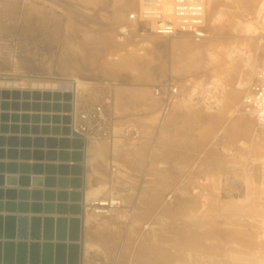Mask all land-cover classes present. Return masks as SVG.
I'll return each mask as SVG.
<instances>
[{
  "label": "rangeland",
  "instance_id": "obj_1",
  "mask_svg": "<svg viewBox=\"0 0 264 264\" xmlns=\"http://www.w3.org/2000/svg\"><path fill=\"white\" fill-rule=\"evenodd\" d=\"M97 6L15 0L0 17V264H264V129L240 107L264 62V0H206L202 61L187 75L153 53L142 29L126 42ZM185 6L158 16L171 24L195 13ZM77 22L105 34L100 62L76 51ZM67 48L75 49L69 64ZM147 55L148 81L126 78ZM159 62L163 73L154 70ZM116 85L147 87L160 103L145 120L140 110L126 117L113 108ZM173 109L221 121L203 140L194 123L197 139L183 145L192 165L177 182L157 160V148L173 147L157 143L137 176L125 177L116 157L131 169L132 155L117 156L115 139L140 146L142 124L154 136ZM244 118L255 127L227 126ZM93 143L109 151L95 168ZM152 176L167 182L158 205L132 184Z\"/></svg>",
  "mask_w": 264,
  "mask_h": 264
},
{
  "label": "bare ground",
  "instance_id": "obj_2",
  "mask_svg": "<svg viewBox=\"0 0 264 264\" xmlns=\"http://www.w3.org/2000/svg\"><path fill=\"white\" fill-rule=\"evenodd\" d=\"M185 1L187 6L188 4H191L194 8H196V11H194V14L191 13V16L189 17L187 15L182 20L173 21L171 23L172 27L170 32L169 29L163 26L164 23L160 19V16H158V13L161 11V13L165 14L166 12L170 11L174 15V13L179 10L182 5H185L179 0H67V2L74 7L84 8L85 6H93L97 4V11H107L108 15L105 16L104 14H101V17H109V19L114 24H117L116 27L120 26L118 29V34H124V39H126V42L131 43L133 42L132 40H136L137 38L135 35H137V30L141 31L142 29L144 32H146L147 39L152 42L151 47L153 48V53H155L156 56H168L169 66L173 71L180 75H187L191 74L192 72L193 74L197 73V69L201 64L203 56L202 45H200V42L203 38L200 39V37L204 36L202 33L204 30V24L202 23L204 22L203 16L204 18L206 16V0ZM187 1L190 2L187 3ZM14 4L15 0H0V17L4 16V13H8L9 10L12 11ZM190 12L191 11H189V13ZM74 30L79 34L80 39V45L76 51L84 56L88 64H92L93 60L96 59L100 62L104 53L106 52V46L109 49V44L106 41L107 38L105 37V34H103V32H97L96 34H93L92 32L94 31V28L88 27L82 22L80 24L77 22L76 25H74ZM72 51L74 53L75 49H69L64 55L65 59H68L69 61L68 64L74 60L72 59ZM148 58H150V55L137 60L133 67L129 69L132 71H130L128 73L129 75H126L125 77L132 78L134 76H140V79H144L147 82L151 77L150 67H142L141 65H146ZM126 61L127 60H125V62ZM154 70L162 71L161 73L165 71L164 66L161 65L160 62L154 67ZM117 71V69L113 71V78H116V80H118L117 78L120 77L117 75ZM262 71H264V62L258 69L254 80H251L252 83L247 89L240 106L242 109L241 113L253 118L256 126L260 129H264V120L261 119V116L251 108V106L248 104V100L251 95L252 88L255 83H257L259 75ZM150 92V89L147 87L133 89L131 87L116 85L113 87V108L116 112L126 117L131 116V112L140 110L141 115L139 116L145 120L146 117L150 116V113L147 111L153 110L160 103L154 99L152 95L153 93ZM99 112L100 111H98V113ZM100 116L102 117V115ZM139 116H136L135 122H137ZM151 118L154 117L152 116ZM242 120L243 121L234 119L229 124H227V126L229 125L230 129H233L234 125L238 126L240 125L238 123H243L246 125L245 127H248V129H251L250 127L252 126L255 127V125L252 123L253 121L246 118ZM220 121L221 119L211 117L199 118V114L193 115L191 113H183L181 110L173 109L169 113L167 124L162 126L160 132L155 133L154 136L151 135L153 132V126H151L150 123L144 125L142 124L141 129L143 132L145 131L143 133L145 140L140 146L130 149L129 146L125 147L123 144H121L120 139L117 138L118 140L115 139L113 142V150L114 152L116 151L117 156L118 154L123 155V153L132 155L133 165L131 169L127 167L129 165V161L121 160L119 156L116 157L117 160H120L121 162H124L125 165H127L124 168H127L128 171L124 172V174L125 177L131 178L130 176H137L136 166L142 167L144 165L145 154L152 148V144L157 143L160 145V147L171 146L173 148L170 149L157 148V152L159 154L157 155V160L167 161L170 171L166 175L167 177L171 178L173 182H177V180L184 176V173L192 165L193 158L190 154H187L188 152L183 145L186 147H192V140L195 137L192 131L194 128V123H197V125L200 126L199 128H201L198 131L199 134H197L198 139L203 140L207 139V137L211 135V132L220 123ZM187 143L190 145H187ZM93 144L91 147V155L88 160L89 162L94 163L92 165L93 168H95V162L99 161L98 163L101 164L108 160L109 151L107 146L104 144ZM120 170L121 169L119 167L118 171ZM189 174L191 175V173ZM121 176L123 175L120 174V177ZM160 179L161 178L159 177H153L146 181L145 185H143L144 182L139 184L140 182L132 179V184L134 182V186L137 185L138 187L142 185L141 188L138 189L140 191L141 199L144 203L155 205L160 203V196H162V191L166 186L165 184H167V182L161 183ZM165 189H167V187H165Z\"/></svg>",
  "mask_w": 264,
  "mask_h": 264
},
{
  "label": "built area",
  "instance_id": "obj_3",
  "mask_svg": "<svg viewBox=\"0 0 264 264\" xmlns=\"http://www.w3.org/2000/svg\"><path fill=\"white\" fill-rule=\"evenodd\" d=\"M179 1L186 5L185 0H179ZM187 9L188 7L186 5L184 11L187 12ZM163 26H165L171 32L172 25L168 21ZM248 104L251 106L253 110H255L258 113V115L261 116V119L264 120V71L261 72L257 83H255V85L252 88V92L249 97Z\"/></svg>",
  "mask_w": 264,
  "mask_h": 264
}]
</instances>
